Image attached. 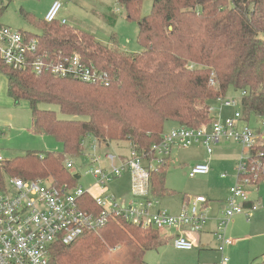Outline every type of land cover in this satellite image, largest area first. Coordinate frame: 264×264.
I'll list each match as a JSON object with an SVG mask.
<instances>
[{"label":"trees","instance_id":"obj_1","mask_svg":"<svg viewBox=\"0 0 264 264\" xmlns=\"http://www.w3.org/2000/svg\"><path fill=\"white\" fill-rule=\"evenodd\" d=\"M115 1L126 20L137 23L142 52L130 54L102 45L60 20L47 23L24 16L38 31L23 33L37 40L39 53L50 60L77 54L105 72L108 85L57 78L48 72L35 75L29 67L15 70L0 61L7 96L16 105L28 103L33 133L50 135L63 147L62 154L26 152L0 164V188L5 178L76 187L64 162L82 157L85 137L106 145L125 141L139 155H148L166 124L197 128L210 123L209 108L231 88L238 95L246 93L240 102L244 121L253 117L257 122L264 116V0H150V13L143 18L144 0ZM40 105L55 106L65 118ZM250 154L254 161L250 168L257 162L264 166V143ZM167 166L165 161L150 174V193L156 198L167 193ZM81 200L83 209L97 210L89 196ZM162 245L157 230L110 220L70 245L55 243L49 264H95L117 246L130 247L125 264H145V253Z\"/></svg>","mask_w":264,"mask_h":264},{"label":"built area","instance_id":"obj_2","mask_svg":"<svg viewBox=\"0 0 264 264\" xmlns=\"http://www.w3.org/2000/svg\"><path fill=\"white\" fill-rule=\"evenodd\" d=\"M61 5L54 2L44 17L47 23L58 19ZM0 61L15 70L29 67L35 75L43 72L57 78H71L92 85H108V77L92 65L84 63L77 54L68 57H58L50 60L48 56L39 53L38 42L28 38L21 31L11 30L0 25ZM210 85L213 82L210 81ZM237 100L218 98L216 102L222 108L240 109L241 98ZM216 110L209 108L212 116ZM214 113V114H213ZM214 117L208 124L197 128L177 127L164 134L159 143L151 146L148 155H139L131 146L128 159L118 160L115 155L98 152L106 144L97 138L87 136L81 141L83 147L86 139L91 140L90 150L77 160L65 161L67 170L73 169L78 163L81 172L74 174L80 180L82 173L91 175V188H70L67 185L53 186L48 180H22L5 178L0 188V264H49L52 246L61 242L70 245L84 233L97 232L104 228L110 220H124L139 228L154 230L176 229L178 234L172 239L176 250L190 251L195 245L181 232L183 227L192 233H199L207 222L208 200L197 196L184 203L177 215H171L165 210L151 212L150 174L157 170L174 149L201 146L208 156L212 155L213 147L220 142H233L242 148L239 163L236 167V183L229 188L225 209L221 213L215 235L220 242L218 252L223 254L224 248L233 243L225 236L226 226L236 215L244 214V206L248 203L245 188L255 184L259 178V170L264 180V166L251 160V151L261 142L264 143V116L258 119L260 128L250 127L244 121L240 110H235L231 116L220 119ZM84 149V148H83ZM0 153V164L5 163ZM85 167V168H84ZM210 167L206 163L193 164L188 169V176L206 175ZM128 173L131 182L130 198L126 201L114 199L107 194V185L115 179ZM254 173V174H253ZM253 174V175H250ZM225 178V174L220 175ZM98 194L92 193V188ZM84 196H89L97 210L83 209ZM250 209L256 210L252 205ZM248 217V216H247ZM228 259L223 257L221 264Z\"/></svg>","mask_w":264,"mask_h":264},{"label":"rangeland","instance_id":"obj_3","mask_svg":"<svg viewBox=\"0 0 264 264\" xmlns=\"http://www.w3.org/2000/svg\"><path fill=\"white\" fill-rule=\"evenodd\" d=\"M54 2H59L61 5L58 19H64L67 21V25L79 31L91 34L98 43L109 47H115L120 51L130 54L143 51V48L137 41V23L126 20L124 9L118 5L115 0H0V25L9 27L14 31L37 34V29L30 26V24L23 19L24 16L28 15L36 21H43L46 13ZM150 9L151 1L144 0L140 11L141 17L147 16L150 13ZM5 91L6 79L0 72V92ZM225 98L237 100L239 95L231 88L228 90ZM26 106L27 102L22 101L19 105L15 106L17 109L16 111L15 109H10L9 111L8 108H5L3 105L0 97V153L4 160L10 161L24 155L26 152H36L39 155L47 152L62 154V144L56 141L52 136L33 133L31 130L33 124L31 113L27 111ZM212 106L216 110L215 116H213L216 120L217 114L220 111V105L215 102ZM40 108L53 110L60 119L65 118L58 112L55 106L40 105ZM235 110L240 109L238 106L236 108H222L220 111V119L231 116ZM248 124L250 127L256 129L260 128V124L257 123L253 117L250 118ZM171 125L170 123L166 124L164 134L170 131L169 128ZM263 131L264 128H262V132ZM90 144L91 140L86 139L83 145L85 152L90 150ZM219 145H222L221 149L218 147L212 148L214 151L209 163L211 171L206 175L196 176L195 178H190L188 176L187 165L195 163V161L205 153L204 149L195 146L171 151L167 159L168 166L165 177V185L169 195H165L161 198L159 205L161 208L172 210L177 207L182 198L197 196H203L208 200V203L212 202L213 206H218L217 202L221 200L225 190H228L236 183V167L239 163V157L242 154V148L233 142L224 141L220 142ZM130 150L131 146L128 142L113 141L108 144V148L98 153L100 155L105 153L115 156L120 155L122 159L126 160L130 156ZM223 151L225 152L223 153ZM231 154L237 155V159L230 157L229 155ZM67 160L71 159H66V161ZM75 163L76 165L71 169V172L79 174L81 171L78 167V163ZM221 174H225L227 177L222 179L220 178ZM258 176L259 178L256 184L261 182L257 192V195L261 199L259 213L263 214L261 224L258 228L263 230L264 180L260 172H258ZM92 183L93 178L91 175L82 173L81 179L76 182V187L87 189ZM130 186V176L128 173H124L121 177L109 183L106 191L108 195L119 200L125 195H130ZM245 190L246 193L251 192L256 194V189L254 187H247ZM221 213L222 210L219 212L220 218H222ZM250 223H246L245 220L239 223V235H241V237H251L250 227H248L251 225ZM256 225L253 227V233H257ZM228 227H230V225ZM231 238H233V236H231ZM243 243L246 245L248 244L247 241H243ZM246 245H241L239 251H243V253L245 252L246 254ZM186 252L187 251L176 250L172 246L168 247L164 243L159 249L146 252L144 261L145 264H194L195 257ZM130 253L129 246H117L103 253L100 257V261L95 264H125L129 259ZM213 254L214 252L212 251L206 253L202 260L203 263L207 264V260L212 262ZM225 256L231 261L230 253L226 252ZM244 263L248 264L249 261L240 264ZM227 264L230 263L228 262Z\"/></svg>","mask_w":264,"mask_h":264},{"label":"crops","instance_id":"obj_4","mask_svg":"<svg viewBox=\"0 0 264 264\" xmlns=\"http://www.w3.org/2000/svg\"><path fill=\"white\" fill-rule=\"evenodd\" d=\"M66 24H67V21H66ZM0 97H1V100H2L3 105L5 106V108H8L9 111H10V109H12V110L15 109V111L17 110L15 108V106L19 105L20 103L17 104V105L14 104L12 102V100L7 96V86H6V91L5 92H0ZM26 109H27V111L30 112V109L28 107V103H27ZM173 128H175L174 124L171 125L169 130H171ZM168 132H166L165 134H167ZM218 145L214 146V148L218 147L219 149H221L222 145H219V146ZM197 147H201V146H197ZM106 148H108V145L102 147L101 150H104ZM177 150H180V149H177ZM204 152H205L204 153L205 155L203 154L202 156H200L195 161V163H191V164L187 165V172H188L189 167L191 165H193V164L206 163L210 167L209 163H210V161L212 159V155L208 156L205 150H204ZM224 152L225 151H223V153ZM212 154H213V152H212ZM229 156L237 159V155H235V154H231ZM115 157L118 160H124V159H122L120 157V155H117ZM210 171H211V167H210ZM226 177H227V175H226ZM260 183L248 186V187H254L256 189V194L255 193H251V192L247 193L249 200H248V203L245 204V206H244V208H245L244 214L236 215L233 218V220L226 226L225 236L227 238H231V236H233V238H231L233 243L231 245H229V246H226L224 248L223 254L218 252V247L220 246V242L216 238L215 231H216V227H217L218 221L220 219L219 212H220V210H222V212H223L224 209H225V202H226V200L228 198V195H229V189L225 190L224 195L222 196L221 200L217 202V204H218L217 207L213 206L212 202H210V201H209L210 203H207V205H206L207 206V213H206L207 222H206V224L204 225V227L202 228V230L199 233H192L189 230V228H187V227H183L181 229L182 230L181 232L183 233V235L186 238H188L189 240L194 242L195 247L192 250H190L189 252L188 251L186 252V253H189L190 255L195 257V263L194 264H204L202 260L204 259V255H206V253H209V251L214 252L213 261L209 262L206 259L207 260L206 261L207 264H221L222 258L226 257L225 256L226 252L230 253L231 261H229V259H228V262L230 264H240L242 262H248V261H249L248 264L264 262V229L261 230V229L258 228V226L261 224V219L263 217V214L259 213L260 212L259 209H260L261 199L257 195V192L259 190V185H261ZM91 186H89L88 188H91ZM165 188H166V185H165ZM166 190H167L166 195H169V192H168L167 188H166ZM92 193L93 194H98L99 192L94 187V188H92ZM163 197H161V198H163ZM129 198H130V195H128V196L125 195L120 200L126 201ZM161 198H159V197L156 198L152 194H150V198L149 199L152 201L151 212H156L158 210H165L171 215H177L180 212L182 205L184 203L190 201L194 197H192V198H189V197L182 198V200H180V202L177 205V207L172 209V210L171 209L169 210L167 208H161L159 206ZM252 205H256L257 209L252 211L250 209V207ZM209 206H210V212H209ZM242 220H245L246 223H250L252 221L250 223L251 225L248 226V227H250V234H251L250 236L251 237H241V235H239V226H240L239 223ZM229 225H230V227H228ZM255 225L257 226V233H253V227H255ZM178 232H179L178 230L173 229V228L172 229L159 230V234H160V237H161V239L163 241V244L165 243L168 247L172 246V239H173L174 236H176L178 234ZM243 241H247L248 244L247 245L244 244ZM241 245H246L247 246L246 247L247 248L246 254H245V252L243 253V251H239ZM207 255H209V254H207ZM220 256H221V258H220Z\"/></svg>","mask_w":264,"mask_h":264},{"label":"water","instance_id":"obj_5","mask_svg":"<svg viewBox=\"0 0 264 264\" xmlns=\"http://www.w3.org/2000/svg\"><path fill=\"white\" fill-rule=\"evenodd\" d=\"M74 177H75V179H78V176L75 175Z\"/></svg>","mask_w":264,"mask_h":264}]
</instances>
